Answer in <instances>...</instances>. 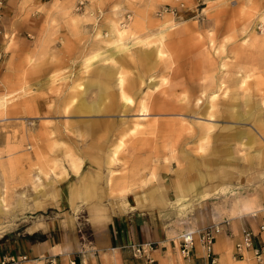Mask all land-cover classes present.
<instances>
[{
    "label": "rangeland",
    "instance_id": "obj_1",
    "mask_svg": "<svg viewBox=\"0 0 264 264\" xmlns=\"http://www.w3.org/2000/svg\"><path fill=\"white\" fill-rule=\"evenodd\" d=\"M156 162L264 218V0H0V243H83Z\"/></svg>",
    "mask_w": 264,
    "mask_h": 264
},
{
    "label": "crops",
    "instance_id": "obj_2",
    "mask_svg": "<svg viewBox=\"0 0 264 264\" xmlns=\"http://www.w3.org/2000/svg\"><path fill=\"white\" fill-rule=\"evenodd\" d=\"M140 110L147 113L149 108L141 103ZM207 115L212 117V113ZM206 171L210 173L213 169L210 167L209 172L208 169ZM180 172L174 168L173 163L167 171L168 176L172 177L164 174L163 167L158 162L155 166L145 167L140 172L142 176L141 180L139 178L140 181L130 179L125 183L127 192L122 198H105L103 194L97 193L93 195L91 203L93 218L89 224L91 237L85 239L83 243L75 246L66 244L56 236L55 239L48 236L37 242L30 241L29 235L17 240H7L0 243V264L6 259L8 261L6 264H264V259H257L251 251H247L243 257L234 255L235 244L241 240L243 232L245 230L257 232L264 218L247 219L243 212L227 214L223 213V209L212 208L211 206L217 205H215L217 201L212 200L218 198L213 194L215 190L213 183L217 179L203 170L199 171L196 179L189 178L188 181L182 182L178 176ZM60 177L62 175L58 174V177L53 178L52 184L59 182L60 186L65 183L67 185V178L62 180ZM112 181L111 179L110 182ZM107 185L109 190L112 185L109 181ZM74 192L75 195L70 198L74 203L70 205L79 204L85 195L79 188ZM205 192L210 195L203 197ZM188 198L193 203L191 206L196 208L195 216L184 222L173 223L176 208L184 206ZM5 199H7L5 194L1 192L0 206ZM67 203L69 205L68 201ZM108 206H117L119 210L117 213H109L104 210ZM97 208L99 210L103 208L99 215ZM214 224L221 227L213 247L215 263H211L209 254L198 242L187 256L179 252L182 231L199 230ZM39 227L41 225L36 224L29 229L31 232L28 234L32 235L31 233ZM147 243L153 244V248L151 250L145 248L142 255L135 253L130 247Z\"/></svg>",
    "mask_w": 264,
    "mask_h": 264
},
{
    "label": "built area",
    "instance_id": "obj_3",
    "mask_svg": "<svg viewBox=\"0 0 264 264\" xmlns=\"http://www.w3.org/2000/svg\"><path fill=\"white\" fill-rule=\"evenodd\" d=\"M221 231L218 225H210L199 230L185 231L180 235L179 240V252L187 256L189 251L193 249L195 243H200L204 250L209 254L211 263H215V254L213 253V247L216 241V236ZM234 248V255L237 257H243L247 251H251L257 259H264V219L258 226L257 232L252 230H245ZM132 250L142 255L147 248L151 250L153 244L147 243L145 245H130ZM1 264H6L5 260Z\"/></svg>",
    "mask_w": 264,
    "mask_h": 264
},
{
    "label": "bare ground",
    "instance_id": "obj_4",
    "mask_svg": "<svg viewBox=\"0 0 264 264\" xmlns=\"http://www.w3.org/2000/svg\"><path fill=\"white\" fill-rule=\"evenodd\" d=\"M261 18V17H260ZM119 79V78H118ZM120 80V79H119ZM119 80H118V82H119ZM122 82V81H121ZM121 86V85H120Z\"/></svg>",
    "mask_w": 264,
    "mask_h": 264
}]
</instances>
